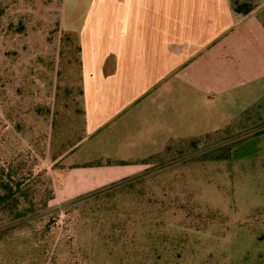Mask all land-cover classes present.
I'll return each instance as SVG.
<instances>
[{
    "label": "rangeland",
    "instance_id": "rangeland-1",
    "mask_svg": "<svg viewBox=\"0 0 264 264\" xmlns=\"http://www.w3.org/2000/svg\"><path fill=\"white\" fill-rule=\"evenodd\" d=\"M241 1L264 22V0ZM87 2L0 0V171L39 198L55 190L32 216L0 215V264H264V143L247 142L264 128V94L202 106L176 124L189 134L149 144L136 173L68 189L72 163L116 161L85 138L78 37L65 29Z\"/></svg>",
    "mask_w": 264,
    "mask_h": 264
},
{
    "label": "crops",
    "instance_id": "crops-1",
    "mask_svg": "<svg viewBox=\"0 0 264 264\" xmlns=\"http://www.w3.org/2000/svg\"><path fill=\"white\" fill-rule=\"evenodd\" d=\"M75 25L65 29L80 47L85 138L116 161L72 163L70 191L136 173L149 144L189 134L176 124L197 121L202 106H254L264 94V22L230 0H88ZM253 141L263 144L264 133ZM258 147L253 158H264Z\"/></svg>",
    "mask_w": 264,
    "mask_h": 264
},
{
    "label": "trees",
    "instance_id": "trees-1",
    "mask_svg": "<svg viewBox=\"0 0 264 264\" xmlns=\"http://www.w3.org/2000/svg\"><path fill=\"white\" fill-rule=\"evenodd\" d=\"M233 9L243 15L253 11L252 4L248 1L230 0ZM80 52V47H79ZM264 133V128L253 135ZM120 164L126 163L119 161ZM92 163L84 164V166ZM25 178L16 177L10 168L1 167L0 171V215L6 216L10 221L29 217L41 210L48 208V203L55 197V190L50 181L43 194L39 198L41 189L33 187Z\"/></svg>",
    "mask_w": 264,
    "mask_h": 264
}]
</instances>
